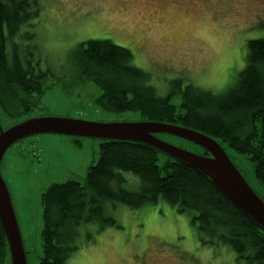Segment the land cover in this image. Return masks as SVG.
<instances>
[{"label": "rangeland", "instance_id": "1", "mask_svg": "<svg viewBox=\"0 0 264 264\" xmlns=\"http://www.w3.org/2000/svg\"><path fill=\"white\" fill-rule=\"evenodd\" d=\"M33 1L38 8L31 19L36 25L34 55L39 56L40 67L65 70L61 65L68 66L67 54L76 44L106 39L129 49L133 63L150 74L161 94L178 76L214 92L228 90L245 65L247 41L264 37V0ZM19 41L23 46L29 43ZM98 94V87L88 81H72L68 87L57 83L27 114L9 118L0 113V128L33 116L142 121L137 112H108L96 106ZM171 99L175 102L177 96ZM159 137L193 153L203 152L180 137ZM227 151L247 182L262 195L249 162ZM98 154L97 138L53 133L24 138L4 153L0 173L11 197L27 264H36L41 253V194L54 182L71 178L83 182ZM126 176L129 182L124 187L136 189L138 179ZM106 210L115 225L92 235L67 264H243L225 246L202 243L191 215L176 212L161 200L132 208L118 204ZM3 264H10L8 255Z\"/></svg>", "mask_w": 264, "mask_h": 264}, {"label": "trees", "instance_id": "2", "mask_svg": "<svg viewBox=\"0 0 264 264\" xmlns=\"http://www.w3.org/2000/svg\"><path fill=\"white\" fill-rule=\"evenodd\" d=\"M33 3L0 0V113L9 118L27 114L57 83L68 87L72 81H88L98 87L95 104L105 111H132L140 120L189 127L214 138L227 153V148L233 150L249 162L264 199V37L247 41L245 65L228 90L214 92L178 76L161 94L150 74L133 63L131 51L106 39L76 44L62 72L40 67L34 55L36 25L31 19L38 8ZM173 96L177 101L172 102ZM127 174L138 179L136 189L124 187ZM158 200L189 213L202 243L225 246L238 263L264 264V231L206 176L148 145L112 139H99L98 159L88 166L83 182H54L41 194L42 243L36 264H67L92 235L115 225L107 208ZM7 255L0 226V264Z\"/></svg>", "mask_w": 264, "mask_h": 264}, {"label": "water", "instance_id": "3", "mask_svg": "<svg viewBox=\"0 0 264 264\" xmlns=\"http://www.w3.org/2000/svg\"><path fill=\"white\" fill-rule=\"evenodd\" d=\"M138 142L186 164L206 176L234 206L264 231V200L247 182L229 154L212 137L184 126L156 121H93L69 116H33L0 128V164L6 150L24 138L39 134ZM168 134L188 140L207 155L193 153L157 136ZM0 226L10 264H27L11 197L0 173Z\"/></svg>", "mask_w": 264, "mask_h": 264}, {"label": "bare ground", "instance_id": "4", "mask_svg": "<svg viewBox=\"0 0 264 264\" xmlns=\"http://www.w3.org/2000/svg\"><path fill=\"white\" fill-rule=\"evenodd\" d=\"M189 128V127H188ZM198 149V148H197Z\"/></svg>", "mask_w": 264, "mask_h": 264}]
</instances>
